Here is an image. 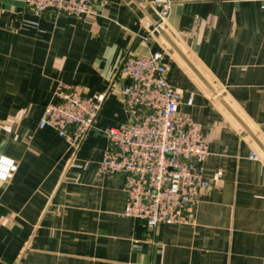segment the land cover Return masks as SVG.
<instances>
[{
  "label": "crops",
  "instance_id": "obj_1",
  "mask_svg": "<svg viewBox=\"0 0 264 264\" xmlns=\"http://www.w3.org/2000/svg\"><path fill=\"white\" fill-rule=\"evenodd\" d=\"M151 1L97 0L74 18L0 0V154L17 164L0 182V264H264V0H169L177 50ZM155 52L179 114L202 127L210 185L186 224L150 231L123 214L124 174L99 163L103 131L127 121L122 60ZM58 84L107 93L78 148L38 129Z\"/></svg>",
  "mask_w": 264,
  "mask_h": 264
},
{
  "label": "built area",
  "instance_id": "obj_2",
  "mask_svg": "<svg viewBox=\"0 0 264 264\" xmlns=\"http://www.w3.org/2000/svg\"><path fill=\"white\" fill-rule=\"evenodd\" d=\"M23 1L34 16L49 13L80 18L90 13L97 0ZM151 3L159 6L156 23L162 29L170 15V1ZM166 74L160 52L124 57L117 76L124 81L120 95L127 121L103 131L108 145L99 163L101 173L124 174L123 214L143 222L150 231L165 223L186 224L199 193L210 185L203 174L202 163L209 151L202 127L179 114L181 97L168 83ZM106 96L88 95L79 84H58L38 129L50 128L68 145L78 148L94 128ZM249 157L258 160L254 153ZM16 169L14 159L0 154L1 183L10 181Z\"/></svg>",
  "mask_w": 264,
  "mask_h": 264
},
{
  "label": "water",
  "instance_id": "obj_3",
  "mask_svg": "<svg viewBox=\"0 0 264 264\" xmlns=\"http://www.w3.org/2000/svg\"><path fill=\"white\" fill-rule=\"evenodd\" d=\"M147 16V15H146ZM147 18L150 20V22L152 23V25L156 28V30L158 31V33H160L170 44L173 48H175V46L170 42V40L167 38L165 32L163 31V29H161L160 27H157V23L155 21H153L149 16H147ZM176 49V48H175ZM177 50V49H176Z\"/></svg>",
  "mask_w": 264,
  "mask_h": 264
}]
</instances>
